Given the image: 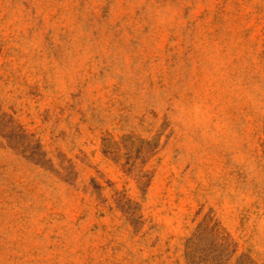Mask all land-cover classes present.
I'll use <instances>...</instances> for the list:
<instances>
[{"label":"rangeland","instance_id":"rangeland-1","mask_svg":"<svg viewBox=\"0 0 264 264\" xmlns=\"http://www.w3.org/2000/svg\"><path fill=\"white\" fill-rule=\"evenodd\" d=\"M0 264H264V0H0Z\"/></svg>","mask_w":264,"mask_h":264}]
</instances>
